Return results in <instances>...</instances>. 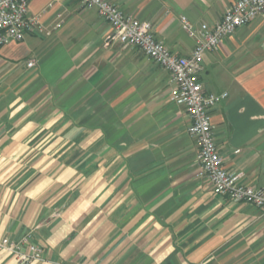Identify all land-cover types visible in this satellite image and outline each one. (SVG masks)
Here are the masks:
<instances>
[{"label":"crops","instance_id":"0c3cea01","mask_svg":"<svg viewBox=\"0 0 264 264\" xmlns=\"http://www.w3.org/2000/svg\"><path fill=\"white\" fill-rule=\"evenodd\" d=\"M180 55L196 26L237 0H110ZM51 34L0 46V234H26V264H264V212L199 176L171 72L80 0H29ZM30 60L35 64L30 66ZM224 166L264 184V13L239 26L199 72ZM239 150V151H237ZM0 264H22L0 252Z\"/></svg>","mask_w":264,"mask_h":264},{"label":"built area","instance_id":"2783aa9c","mask_svg":"<svg viewBox=\"0 0 264 264\" xmlns=\"http://www.w3.org/2000/svg\"><path fill=\"white\" fill-rule=\"evenodd\" d=\"M80 2L96 8L100 17L112 25L115 36L123 44L139 47L146 56L171 72L174 86L170 98L183 105L190 115L188 131L198 145L199 176L211 182L215 193L228 196L236 202L252 203L264 212V184L254 186L242 182V174L227 169L224 157L217 149L211 109L228 93L205 91L199 75L204 54L217 49L221 41L239 26L264 13V0H237L213 25L203 22L196 26L183 15V28L196 41L192 53L188 55L173 52L156 37L150 21L125 13L110 0ZM29 32L51 34V30L46 28L38 16L30 14L29 0H0V46L21 41ZM28 64L34 65L35 60H30ZM0 252L15 255L22 264L43 257L42 247L31 239L30 233L19 240L0 234Z\"/></svg>","mask_w":264,"mask_h":264}]
</instances>
